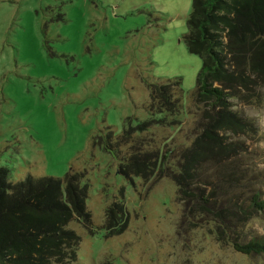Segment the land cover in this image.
I'll use <instances>...</instances> for the list:
<instances>
[{
	"label": "rangeland",
	"instance_id": "rangeland-1",
	"mask_svg": "<svg viewBox=\"0 0 264 264\" xmlns=\"http://www.w3.org/2000/svg\"><path fill=\"white\" fill-rule=\"evenodd\" d=\"M191 6L192 0H0V167L12 182L63 179L76 166L84 173L91 222L68 225L79 237L77 264H264V254L235 252L213 222L185 212L171 179L126 180L118 161L92 147L104 127L119 137L128 121L161 118L145 109L150 98L141 78L178 79L183 89L176 124H154L137 136L142 149L173 152L195 138L192 96L202 63L184 42ZM238 111L257 125L251 137L231 138L244 142L238 160L264 176V103L239 104ZM120 148L122 156L129 145ZM174 162L166 165L174 170ZM258 187L264 198V179ZM114 201L125 214L111 231L105 210ZM240 231L264 238V213Z\"/></svg>",
	"mask_w": 264,
	"mask_h": 264
},
{
	"label": "trees",
	"instance_id": "trees-1",
	"mask_svg": "<svg viewBox=\"0 0 264 264\" xmlns=\"http://www.w3.org/2000/svg\"><path fill=\"white\" fill-rule=\"evenodd\" d=\"M184 42L202 63L192 96L199 119L190 145L159 153L143 150L136 141L154 124L173 126L183 113L180 80L148 83L141 78L150 98L145 109L161 118L135 126L128 121L119 137L104 127L92 147L118 161V173L126 180L171 179L185 212L213 222L235 252L263 255L264 238H248L240 226L264 213L258 187L264 176L238 160L244 142L231 138L257 133L255 121L238 105L264 103V0H192ZM121 144L129 145L122 156ZM172 157L174 170L166 165ZM83 177L76 166L63 179L28 176L12 182L10 171L0 167V264L78 263L79 237L68 225L91 222ZM124 214L122 203H111L104 228L121 227Z\"/></svg>",
	"mask_w": 264,
	"mask_h": 264
}]
</instances>
